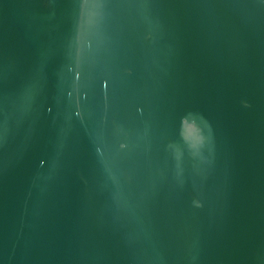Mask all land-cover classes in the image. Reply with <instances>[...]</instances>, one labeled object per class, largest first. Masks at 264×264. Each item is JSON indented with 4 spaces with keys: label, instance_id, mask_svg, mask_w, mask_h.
<instances>
[{
    "label": "water",
    "instance_id": "water-1",
    "mask_svg": "<svg viewBox=\"0 0 264 264\" xmlns=\"http://www.w3.org/2000/svg\"><path fill=\"white\" fill-rule=\"evenodd\" d=\"M0 264H264V0H0Z\"/></svg>",
    "mask_w": 264,
    "mask_h": 264
},
{
    "label": "snow or ice",
    "instance_id": "snow-or-ice-1",
    "mask_svg": "<svg viewBox=\"0 0 264 264\" xmlns=\"http://www.w3.org/2000/svg\"><path fill=\"white\" fill-rule=\"evenodd\" d=\"M108 86H109V83L107 81H105L104 87L107 88Z\"/></svg>",
    "mask_w": 264,
    "mask_h": 264
}]
</instances>
